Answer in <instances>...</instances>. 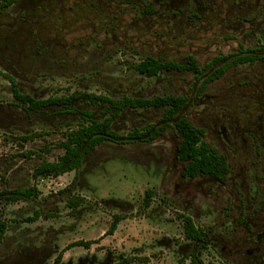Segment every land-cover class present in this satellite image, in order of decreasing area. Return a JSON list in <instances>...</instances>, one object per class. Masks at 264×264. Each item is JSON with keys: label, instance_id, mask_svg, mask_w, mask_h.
<instances>
[{"label": "rangeland", "instance_id": "obj_1", "mask_svg": "<svg viewBox=\"0 0 264 264\" xmlns=\"http://www.w3.org/2000/svg\"><path fill=\"white\" fill-rule=\"evenodd\" d=\"M172 1L16 0L0 9V193L35 188L31 199L0 204V219L8 222L0 264H53L63 250L62 264H118L123 258L147 260L133 264H191L186 256L193 246L183 233L186 215L208 232L209 245L198 252L199 261L233 264L228 250L220 251L219 235L227 232L228 221L219 225V210L228 192L207 183L203 188L214 194H200L184 206L187 200L175 186L183 171L174 163L181 138L173 126L166 139L150 144L104 142L88 152L77 173L34 178L40 164L64 154L61 143L83 122L82 113L92 112L99 121L106 115L86 100L33 112L12 91L10 79L20 94L37 100L76 93L113 99L184 96L188 103L181 114L199 128L200 117L210 127L207 110L220 113L224 107L239 128L257 123L259 112L249 105L251 96L264 93V60L229 69L203 96L196 95L200 83L190 73L149 78L134 67L149 56L181 64L193 56L203 67L220 55L257 51L264 44V0ZM162 114V109H126L112 128L127 135ZM23 136L31 139L24 142ZM214 139L205 137L210 145ZM234 155L241 167H250L249 151L239 147ZM231 177L235 183L241 179ZM148 190L155 194L146 208ZM69 199L78 202L75 210L67 206ZM35 212L40 213L35 222H23ZM115 215L123 219L107 235ZM78 241L94 244L67 248Z\"/></svg>", "mask_w": 264, "mask_h": 264}, {"label": "trees", "instance_id": "obj_2", "mask_svg": "<svg viewBox=\"0 0 264 264\" xmlns=\"http://www.w3.org/2000/svg\"><path fill=\"white\" fill-rule=\"evenodd\" d=\"M15 3L16 0H0V9H8ZM261 60H264V44L261 50L247 51L241 49L236 54L217 56L203 67L192 56L188 58L186 64L149 56L140 60L134 69L139 74L149 78L156 77L162 72L194 71L199 77H205L197 90V96H201L211 81L220 79L229 69L242 64H254ZM10 82L13 85L12 91L14 97L20 103L25 104L30 111L37 112L38 110L50 107L71 106L76 101L86 100L89 104L101 108L102 113L106 115L105 119L99 121L92 118L94 114L92 112L82 113L83 122L78 125L77 129L68 132L66 139L61 143V148L65 151L64 154L57 161L40 164L34 170V178L41 176L57 178L68 172L74 171L77 173L88 152L102 143L126 144L134 141H152L163 135L169 126H173L181 138L177 147V158L180 163L184 164V177L196 178L205 175L219 182H224L227 178L229 169L226 158L205 140L202 129L181 115L188 103V97L166 95L153 98H140L123 96L121 99H113L93 93H76L70 97H53L46 100H37L29 95L20 94L14 81L10 79ZM126 109H162V120L165 123L160 128H157L154 124H149L142 129H133L127 135H121L112 126L119 115ZM30 139L31 137L29 136L20 138L24 142ZM154 194L153 190L146 191L144 201L146 208L151 206ZM33 197H35V188L3 191L0 193V204H15ZM77 205L78 202L75 199H69L67 202V206L72 210H75ZM39 217L40 213L35 212L34 217L23 219V222H35ZM122 219L120 215H115L106 234L113 235ZM182 221L184 237L193 246L192 253L187 255L186 258L190 260L191 264H202L197 254L199 251L205 250L209 245L208 232L196 225L193 217L189 215L182 216ZM7 230V220L0 219V246ZM92 244H94V241H78L67 248L83 247L89 249ZM64 252L66 251L63 250L57 255L53 264H62ZM143 260L123 258L118 264H133L136 261L145 262L146 259Z\"/></svg>", "mask_w": 264, "mask_h": 264}, {"label": "flooded vegetation", "instance_id": "obj_3", "mask_svg": "<svg viewBox=\"0 0 264 264\" xmlns=\"http://www.w3.org/2000/svg\"><path fill=\"white\" fill-rule=\"evenodd\" d=\"M172 2L174 3L175 0ZM180 11L183 12V10ZM196 17L199 18V16ZM17 35L19 33L13 38L10 37L9 41L17 39ZM262 46L258 50H261ZM236 53L237 51L232 54ZM181 72L192 74L195 83H201L205 79L204 76L199 77L196 72L191 70ZM214 81H211L210 84ZM261 94L259 97V94L251 96V104L249 105L255 106V110L257 109L256 111L259 112L257 123L242 124V128H239L240 126L236 125L237 122L229 118V111L225 107L221 111L218 109L220 113L207 110L206 116L209 117H207V122L210 123V127L209 125L206 126V121L202 117L199 118L202 124L200 129L204 131V136L209 138L214 137L213 141L215 144H211V146L226 158L229 170L224 182H219L205 175L196 178L184 177V164L180 163L177 158V147L180 142L175 144L174 163L182 164L183 166V171L180 178H178L179 180L177 179L175 186L176 188L179 187V191L187 200L184 206L194 203L195 198L200 194L206 195L209 193L213 195L212 189L206 191L203 188L204 184L207 183L212 187H216V190L219 192L221 189L228 192L226 202L221 205V210H219V225H223L224 222L228 221V225L226 226L227 232L219 235L224 245L220 251L222 253L228 250L231 256L229 259H231L233 264H264V93ZM203 95L204 93L201 96ZM206 98L209 97L206 96ZM164 123L161 116L159 121L153 124L157 128H160ZM249 127H251L250 130L247 129ZM168 128H166V131ZM242 132H248L247 138L244 139L241 136ZM164 134L152 141L146 142L150 144L156 140H164L166 139L163 137ZM176 138H179V136L177 135ZM141 142L144 141H134L131 143ZM239 147L245 149L247 153L249 151L250 156L246 157V160L250 167H241L240 159L234 155ZM229 151L232 155L227 153ZM236 163L238 166L236 169H233ZM232 173L240 175L241 179L239 182L235 183V181L231 180ZM228 232L231 236L230 238L224 235ZM217 243L219 244V242Z\"/></svg>", "mask_w": 264, "mask_h": 264}]
</instances>
